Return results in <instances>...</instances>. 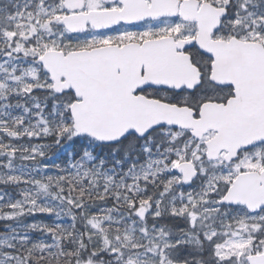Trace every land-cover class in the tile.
<instances>
[{
	"label": "snow or ice",
	"instance_id": "1",
	"mask_svg": "<svg viewBox=\"0 0 264 264\" xmlns=\"http://www.w3.org/2000/svg\"><path fill=\"white\" fill-rule=\"evenodd\" d=\"M0 264H264V0H0Z\"/></svg>",
	"mask_w": 264,
	"mask_h": 264
}]
</instances>
